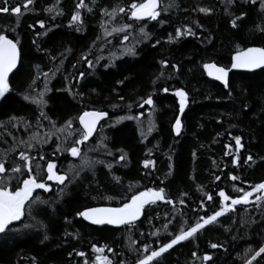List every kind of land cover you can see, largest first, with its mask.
Listing matches in <instances>:
<instances>
[{
	"label": "trees",
	"instance_id": "16d2710c",
	"mask_svg": "<svg viewBox=\"0 0 264 264\" xmlns=\"http://www.w3.org/2000/svg\"><path fill=\"white\" fill-rule=\"evenodd\" d=\"M97 2L103 7L111 9L117 5L126 6L129 0H97ZM9 3L15 5L17 0H9ZM74 3L75 0H61L65 14L53 21L50 19L51 14L46 13L43 9L55 5L56 0H37L35 11L22 17L16 33H8L11 38L18 35L22 41L24 67L22 73L10 76L14 92L10 99L0 102V121H6L8 116L17 115L30 120L33 127L27 133L24 132L22 124L18 128L9 126L0 129V152L11 145L13 136L17 140L26 139L31 132L39 131L43 134L50 127H36L33 117L38 115L39 109L35 104L24 101L20 93L24 92L30 83L29 74L32 78L37 76L35 65H40V76L37 81L38 86H34V88L35 92L41 91L44 84L42 73L55 70L59 66L60 53L64 52L66 48H71L72 51L65 53L67 59L63 66H59L60 71L51 80L49 86L53 90L46 96L48 104L44 111L48 115L62 123L65 119L76 116L82 110L103 108L114 119L117 116L128 114L127 109L113 111L110 104L134 103L141 96L156 92L157 94L154 96L156 101L155 131L148 135L144 143L140 142L141 128L146 133L148 127L149 108L147 105L143 109L134 106L131 113L137 115L144 112L142 125L138 121H124L110 129L105 124L103 134L108 137L109 149L118 156L117 149L123 148L128 153L127 166L117 165L110 175H105L108 171L106 168L97 166L95 179L85 182L75 201L65 203L61 199L58 204L49 208V217L43 215L36 217V221L47 225V228L41 227L31 217H26L25 222L35 224L34 227L25 229L21 222H17L16 228L19 231L7 236L0 234V264H33V258H35L36 264H83L84 258L75 256L74 250L85 251L91 264L96 255L91 251V243H97L98 246L110 245L120 255L112 256L107 251L106 255H109L113 260L126 259L128 264H132L135 254L129 251V241L122 230H114L111 226L90 225L82 218L76 217L75 212L88 206H117L116 202L101 199L100 196L117 194L122 196L129 185L136 186L134 190H144L145 186L159 185V180L156 177L164 179L165 174L169 172V163L173 166L172 174L165 180V184L169 185V191L174 196L178 197L181 191L189 192V197L186 198L189 206L184 209L186 213L184 219L189 220L190 223L194 222L196 217V213H193L191 209L196 207L199 202L197 197L200 194L196 191L198 184H203L213 191H218L216 184H219L220 188H224L231 195L236 196L238 194L231 191L233 183L247 190L249 184L264 180V161L260 160V157H264V124L261 123L264 116H261L259 107L260 97L264 96V72L258 70L254 74L243 71L231 73L230 81L234 91L232 96H228L223 85L208 77L202 68L203 63L212 61L220 65H229L230 56L237 44L249 43V46L252 43L259 44L258 34L254 35L251 31L260 23V19L255 13L252 14L254 23L248 21L246 22L247 26L241 31H235L231 29L229 16L224 10L225 0H176V3L180 5L179 8L162 13L163 18H170L171 22L163 27L157 25L156 22H149L147 30L152 34V39L138 44V55L136 57L124 56L115 61V67L106 70L103 65L108 63L107 59L101 60L96 68L88 69L82 61L78 62L79 57L88 51L93 41H96V46L93 48L94 55H91L90 59L94 60L95 56L107 58L111 51H116L119 54V49L124 46L119 43L122 41V34L109 37L112 44H107L103 39L96 40L97 36H102L101 18L98 15L86 14L88 23L82 32L77 33L68 28L70 12ZM197 6L213 7L215 11L211 15H205L194 11ZM41 19L45 20L46 27H51L53 30L47 36L37 37V32L46 30L39 28L36 23ZM193 21H198L202 25V28L194 29L197 32L196 38L187 37L176 43L167 42L168 33L173 32L175 27L192 25ZM121 22L130 21H127V17L121 14L117 17L116 23ZM29 25H34V29L29 28ZM55 25H59V27H55ZM10 27H15V17L0 13V28ZM137 37L138 33H132L129 41L124 44L135 43ZM33 39H36L41 49L45 51H37L36 46L31 44ZM156 39H159L161 43L153 48L152 44H155ZM49 54L55 55L57 59L50 60ZM162 59L169 61L168 68H161L159 61ZM73 64L76 65L75 69L72 67ZM172 64L178 65L180 72H174ZM80 71L85 72L86 79L81 81L80 85L73 89V92H79L82 95L73 98V95L66 91H56V89H63L67 85L68 81L64 80L65 76L77 75ZM161 71L165 73V76L161 77L154 86L152 81L156 80ZM170 73L174 78L168 80L166 77ZM124 76H128L129 80L124 85H117L116 81L123 79ZM237 85L243 86L244 91L241 92L236 87ZM164 86L170 89L183 86L189 92L190 103L185 114L181 117L184 127L179 137L171 131L174 116L179 114L178 103L173 95L163 93L162 87ZM113 88L116 89V92L112 91ZM117 93L125 97V102L118 100ZM245 104L248 107H243L242 110V106ZM252 108L255 111H251ZM44 123L47 125L46 121ZM229 132L233 136L241 135L243 138L242 143L245 148L240 150L242 167H233L230 163L232 157L224 155L223 146L225 144L231 143L234 146V141L228 135ZM94 142L98 145V138H94ZM149 148L153 149V155L149 158L157 161V170L150 176H144L147 170L143 169L142 161ZM45 151L50 152L51 148L45 146ZM85 151H87V147ZM193 152L197 153L195 158L192 156ZM248 154H252L256 160V163L251 167L243 164V160L247 158ZM89 155L93 159L111 160L104 156L103 150L99 153H89ZM169 156H171L170 161ZM69 160L61 158L58 161V166L61 169L65 168ZM213 161H216L215 165ZM229 173L239 175L244 183L229 180ZM214 174L220 175L221 181L214 183ZM89 175H91L90 172ZM112 175L121 177L122 185H115L111 180ZM169 181L172 183L169 184ZM41 195L45 198H54L50 193H41ZM94 196L96 199L92 198ZM176 206L182 207L179 204ZM153 207H155V213H152V208H149L148 211L153 215L158 213L161 217V220L153 221L157 227L160 226L166 212L174 214L171 206L158 204ZM209 207H214V205ZM249 208L255 218L260 220L259 213H256L251 206ZM239 215L247 216L248 213L240 208ZM65 216L71 223H65ZM221 220L224 222V227H232L227 218H221ZM178 227L177 222L173 221L170 230L178 229ZM259 228L260 225L255 224L243 231L225 232L223 228H218L207 236L202 234L198 240L185 242L171 250L168 264H194V262L199 264L195 258L191 257V251H197L198 256H202L205 252L212 254L216 264H242L240 257L249 244L255 248L257 242L261 240L259 235L254 236V232ZM140 230L147 234L153 229L145 224ZM65 232H79L82 239H73L66 236ZM45 234L48 236L47 240H43ZM233 235L237 236L236 241L232 240ZM133 238L143 242H151L155 239L139 237L138 233L134 234ZM161 240H164L163 235ZM209 241L224 243L228 250L210 249ZM153 246L155 247V245ZM70 252H73L72 256H69ZM261 264H264V261Z\"/></svg>",
	"mask_w": 264,
	"mask_h": 264
},
{
	"label": "snow or ice",
	"instance_id": "6c2138e0",
	"mask_svg": "<svg viewBox=\"0 0 264 264\" xmlns=\"http://www.w3.org/2000/svg\"><path fill=\"white\" fill-rule=\"evenodd\" d=\"M37 0H17L15 5H11L9 0H0V13L9 14L15 17V27L0 28V102L10 99L14 92V87L10 83V76L22 73L24 67V50L22 41L18 35L9 37L8 33H16L17 28L20 27L22 17L35 11ZM180 5L176 0H129V3L124 5H117L111 9L105 8L98 4L97 0H75V3L70 12L68 28L73 29L79 33L84 31L89 15H98L100 19V29L102 36H97L96 40L103 39L107 44H112L109 37H116L122 34V41L119 43L124 46L119 49V54L116 51H111L109 56H95V59H90L94 55L93 48L96 46V41H93L92 46L87 52L82 53L79 61L86 64L88 69L96 68L101 60H108V63L103 67L107 70L115 67V61L122 59L124 56L136 57L138 55L137 46L139 43L150 41L152 34L147 30L149 22H156L157 25L163 27L165 24L170 23V18L165 19L162 13H168L174 8H179ZM46 13L51 14L50 19L55 21L57 17L65 14L64 8L61 6V0H56V4L43 9ZM225 13L229 16V24L231 29L241 31L247 26L246 22L252 21V14L255 13L260 19V23L255 26L251 31L257 35L259 44L249 43L243 45L237 44L233 53L230 56L229 65H220L216 62H206L202 64L203 71L208 77L214 81H219L223 88L227 90V95L232 96L234 87L230 81V73L234 71H243L247 73H256L258 70L264 72V0H225ZM194 11L205 15H211L215 9L213 7L197 6ZM123 14L127 17V21L116 23L119 15ZM254 23V21H252ZM36 23L39 28L46 29L44 32H37L36 36H47L52 32L51 27H46L45 20H37ZM59 27V25H55ZM29 28L34 29V25H29ZM196 28H202L198 21H193L192 25H181L174 28L173 32L168 33L167 42L176 43L182 38L197 37ZM132 33H138L136 42L133 44H124L129 41ZM161 41L156 39L152 47H156ZM32 45L36 46L37 51H45L41 49L36 39L31 41ZM71 48H66L64 52L60 53L59 66H63L67 56L65 53H71ZM49 59L55 61L57 57L49 54ZM161 68H168L169 61L160 60ZM50 72H43L44 77L43 89L35 92L34 86L40 76V65H35L37 76L32 78L29 74L30 83L27 89L20 93L24 101L35 104L39 109L38 115H34L33 119L37 128L46 126L48 130L41 134L39 131L31 132L26 139L17 140L13 136V142L3 152H0V234L5 236L19 231L16 228V223L21 222L25 229L32 228L35 224L25 222L26 217H31L36 221L37 216L43 215L49 217V208L59 203L61 199L65 203L75 201L80 190L83 188L85 182L95 179L97 166H103L108 171L105 175L113 173L114 168L119 165L125 167L128 164V153L123 148L117 149L119 155L117 156L107 145L108 137L103 134L105 124L108 128H114L116 125L124 121H138L143 124L142 117L144 112L133 115L132 110L134 106L141 109L148 106V127L147 132L141 128V143L147 140L148 135L155 131L154 115L156 111V101L154 96L156 92H152L146 96H141L134 103L125 102L123 95L118 96V100L125 102L112 103L110 107L113 111L116 109H127L126 115L117 116L114 119L110 117L109 112L103 108L93 110H82L76 116L65 119L62 123L53 119L44 111L48 104L46 96L53 89L49 86L56 73L60 71V67ZM72 67L75 69L76 65ZM174 72H180V67L176 64L171 65ZM165 73L160 72L156 80L152 81L155 86L157 81L164 77ZM168 80L173 79L170 73L167 77ZM86 79V74L83 71L78 72L77 75L65 76L64 80L68 81L63 89H56V91H66L73 95H82L79 92H73V89L80 85V82ZM129 80L128 76L116 81L117 85H124ZM241 92L244 91L243 86L237 85ZM18 91V90H17ZM95 91V89H93ZM116 92V89H112ZM165 94L173 95L178 103V115L174 116V123L171 125V131L177 137L181 136L183 130V123L181 117L185 114L186 109L189 107L190 96L189 92L183 86L169 88L162 87ZM35 92V95H33ZM248 107V105H243ZM261 116H264V96L260 97ZM255 111L254 108L250 109ZM247 115V113H245ZM47 122L45 125L44 122ZM109 121H111L109 123ZM78 122V123H77ZM104 122V123H102ZM264 124V119L261 120ZM23 125L24 132H29L33 127L32 122L24 117L17 115L8 116L6 121H0V129L18 128ZM233 144H225L224 155L230 156L232 159L230 163L233 167H242L241 164V149L245 148L242 143L241 135H232L228 133ZM94 138H98L99 144H95ZM45 146H49L51 151H45ZM87 147V151L85 148ZM103 150L104 156L109 159H93L89 153H99ZM35 153V154H33ZM153 149L149 148L145 153V158L142 161L143 169L147 170L144 176H150L157 170L155 159H151ZM197 155L196 152L192 153L193 158ZM63 158L69 160L67 166L61 169L58 166V161ZM169 161L171 156L168 157ZM264 161V157H260ZM256 163L252 154H248L247 158L243 160V164L252 166ZM216 164V161H213ZM172 164H168L169 172L165 174L164 179L159 180V185L154 187H144V190H134L136 186L129 185L127 191L120 196L117 195H101L100 198L116 202L117 206H101V207H85L83 210H76L75 216L87 221L90 225L95 226H111L114 230H122L129 241V251L135 254V259L132 264H168V256L171 254L177 245H182L185 242H192L199 239L200 235L207 236L209 233L218 228H223L225 232H232L234 230L243 231L250 228L252 225L259 224L260 228L254 232L259 235L261 240L257 242L256 247L253 248L251 244L245 250L244 254L240 257L242 264H261L264 261V180L259 183L249 184L248 189L237 186L235 183L231 185V191L238 195L233 196L224 188H220L216 184L218 191H213L203 184L196 186V191L200 194L197 197L199 201L196 207L191 211L196 213L194 222L184 219L186 213L184 209L189 205L186 198L189 197L188 191L179 192L178 197L174 196L169 191V185L165 184V180L172 174ZM89 172L91 175H89ZM195 179V178H193ZM228 179L236 182L244 181L239 175L232 173L228 174ZM112 182L115 185H122L121 177L112 175ZM221 181V176L214 174L213 182ZM172 182L169 181V184ZM163 185V186H160ZM90 187V184H89ZM41 193H50L54 198H45ZM99 194V193H98ZM119 196V199H118ZM96 199V197H92ZM158 204L171 206L172 213L166 212L160 226L157 227L153 221L161 220L159 214L155 213V207ZM179 204L182 207H177ZM214 205V207H209ZM249 206L259 213L260 220H257L250 211ZM152 208V213L148 211ZM243 208L247 216H240L239 210ZM203 213V215H200ZM179 217V219H177ZM221 218H227L232 227H224V222ZM65 223L69 224L71 221L64 217ZM176 221L179 225L178 229L170 230V226ZM41 227L47 228L48 226L40 221H36ZM147 224L150 230L147 234L141 231L144 225ZM138 233L139 237L155 238L151 242H143L134 239V234ZM66 236L73 239H82L79 232L71 233L65 232ZM164 240H161V236ZM48 236L45 234L43 240H47ZM232 240L236 241L237 236L233 235ZM155 245V247L153 246ZM92 253L96 254L91 264H128L126 259L113 260L106 255L105 252L112 254V256H119L114 249L104 244L98 246L97 243L90 245ZM199 247V245H197ZM208 247L213 250L228 249L224 243L209 241ZM74 254L77 257H83V264H90L88 254L85 251H76ZM73 252L69 253L72 256ZM191 257L195 258L199 264H216L212 254L205 252L202 256H198L197 251H191ZM33 264H36L33 258ZM195 264V262H194Z\"/></svg>",
	"mask_w": 264,
	"mask_h": 264
},
{
	"label": "water",
	"instance_id": "95a60500",
	"mask_svg": "<svg viewBox=\"0 0 264 264\" xmlns=\"http://www.w3.org/2000/svg\"><path fill=\"white\" fill-rule=\"evenodd\" d=\"M10 37V36H9ZM11 38V37H10ZM212 62H214V61H212ZM231 74V73H230ZM212 79V78H211ZM219 82V81H218ZM91 110H93V109H91ZM106 206H108V205H106ZM97 207H101V206H97Z\"/></svg>",
	"mask_w": 264,
	"mask_h": 264
},
{
	"label": "rangeland",
	"instance_id": "374dc122",
	"mask_svg": "<svg viewBox=\"0 0 264 264\" xmlns=\"http://www.w3.org/2000/svg\"><path fill=\"white\" fill-rule=\"evenodd\" d=\"M95 144H96V142H95Z\"/></svg>",
	"mask_w": 264,
	"mask_h": 264
}]
</instances>
